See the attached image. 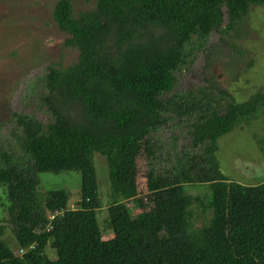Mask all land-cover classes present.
I'll use <instances>...</instances> for the list:
<instances>
[{"label":"trees","instance_id":"16d2710c","mask_svg":"<svg viewBox=\"0 0 264 264\" xmlns=\"http://www.w3.org/2000/svg\"><path fill=\"white\" fill-rule=\"evenodd\" d=\"M252 7L264 0H95L77 15L71 0L55 4L52 20L78 58L47 68L40 103L48 125L14 115L23 158L0 151L17 245L10 249L0 228V264H264V182H234L212 161L216 141L264 109V88L242 103L210 88L174 93L188 48L213 32H238ZM170 123L186 131L189 147L162 168L158 133ZM142 143L143 188L135 162ZM96 155L108 168L109 240L98 221ZM62 171L81 175L75 208L64 190L38 197L39 174ZM189 185L211 192V220L197 230Z\"/></svg>","mask_w":264,"mask_h":264},{"label":"rangeland","instance_id":"374dc122","mask_svg":"<svg viewBox=\"0 0 264 264\" xmlns=\"http://www.w3.org/2000/svg\"><path fill=\"white\" fill-rule=\"evenodd\" d=\"M59 0H0V151L22 159L19 149L17 115L35 117L44 126L51 117L42 108L43 77L50 65L66 68L77 61L78 52L67 48L68 36L52 20ZM75 15L94 8L95 0H71ZM187 65L175 73L174 93L210 88L215 96L229 93L242 103L264 88V8L252 7L230 35L213 32L205 42L188 48ZM158 133L161 153L158 165H170L183 148L188 149L186 131L171 127ZM105 158L94 156L96 178L103 208L98 221L103 240L113 238L105 231V214L111 191ZM212 161L221 174L234 182L253 186L264 182V109L247 122L216 141ZM138 183L146 181L145 146L142 143L135 158ZM38 197L49 191L64 190L75 208L80 199L81 175L77 171L39 174ZM185 193L198 199L199 210L191 222L201 228L209 224L212 212L207 209L211 197L209 185L185 186ZM193 205L195 209L196 206ZM207 205V206H206ZM6 187H0V228L2 238L12 250L17 245L8 224ZM198 222V223H197ZM193 228V226H192Z\"/></svg>","mask_w":264,"mask_h":264},{"label":"built area","instance_id":"2783aa9c","mask_svg":"<svg viewBox=\"0 0 264 264\" xmlns=\"http://www.w3.org/2000/svg\"><path fill=\"white\" fill-rule=\"evenodd\" d=\"M31 249H34V247L32 246ZM24 253H25L24 250H19V254H20V255H23Z\"/></svg>","mask_w":264,"mask_h":264},{"label":"bare ground","instance_id":"6f19581e","mask_svg":"<svg viewBox=\"0 0 264 264\" xmlns=\"http://www.w3.org/2000/svg\"><path fill=\"white\" fill-rule=\"evenodd\" d=\"M49 219H50V220H52V219H53V217H52V216H49Z\"/></svg>","mask_w":264,"mask_h":264}]
</instances>
